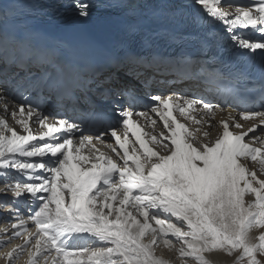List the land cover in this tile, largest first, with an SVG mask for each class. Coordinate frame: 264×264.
Returning <instances> with one entry per match:
<instances>
[{
    "label": "snow or ice",
    "instance_id": "snow-or-ice-1",
    "mask_svg": "<svg viewBox=\"0 0 264 264\" xmlns=\"http://www.w3.org/2000/svg\"><path fill=\"white\" fill-rule=\"evenodd\" d=\"M196 3L208 16L227 24L229 32L251 27L264 33V0L235 6L233 12L224 10L222 0ZM77 6L81 16L89 14L88 5ZM232 38L242 48L264 50V42H251L235 33ZM153 99L159 105L150 111L162 121L167 134L155 132V119L149 133L132 119V111H121L124 129L111 130L118 148L108 145L116 159L96 147L93 141L98 136L82 135L76 144L71 136L48 142L46 138L60 140L56 133L80 130L66 119L49 122L33 108L21 105L18 112H12L13 117H20L15 122L25 133L21 134L0 117L3 191L17 198L13 203L23 197L36 205L28 218L35 225L34 232L22 217L12 224L13 229L23 230L24 245H30L27 264H170L156 254V248L163 244L173 249V238L180 244L175 250L184 264L188 259L213 264L207 255L212 253L235 256L234 264H264V179L251 167L258 165L264 173V128L256 135L264 125V111L242 112V120L258 123L238 132L231 128L243 129L244 125L230 124L235 118L229 114L219 122L222 131L215 140H208L209 131L190 128L174 111L201 125L206 121L191 113L214 115L219 105L183 98L174 103L172 96ZM197 104L202 108L197 109ZM33 115L43 129L39 134L33 133L29 123ZM137 115L148 119L147 113ZM87 146L91 152L84 155ZM46 156L48 160L42 159ZM11 169L28 180L10 182ZM247 196L253 199L246 200ZM79 234H90L102 246L70 250L68 240ZM14 235L20 237L22 232L17 230ZM24 245L3 253L9 264L18 250L24 251ZM74 255L82 259H71Z\"/></svg>",
    "mask_w": 264,
    "mask_h": 264
},
{
    "label": "bare ground",
    "instance_id": "bare-ground-1",
    "mask_svg": "<svg viewBox=\"0 0 264 264\" xmlns=\"http://www.w3.org/2000/svg\"><path fill=\"white\" fill-rule=\"evenodd\" d=\"M3 4L4 3L2 2V0H0V18L2 17L1 9H2V5ZM227 9H229V8H227ZM17 93L18 94H22V95L25 94V92L23 91L22 87L17 89ZM19 106H20V104L17 103L8 93H6L3 90H0V117L5 118L12 127H15L17 129L18 132H20L21 134H25V133H23V130H22L21 126L15 122L17 119L20 118L19 115H17L16 117L12 116V112L13 111L18 112ZM144 113L148 114L147 121H146L145 117L139 116V115H137V113L133 114L132 119L133 120H137L140 124H142L145 127V129L147 131H149V133L153 132V126L151 125V120L155 119L157 121V123L155 125V132L158 133V132L164 131L165 134H167V131L162 127V121L159 120V117L155 113H152L150 110H144ZM40 114L42 116H46L48 118L49 122L51 121L47 115L42 114V113H40ZM193 115H195L197 119H201L202 118L204 121H206V123H203L201 125H196V124L192 123L191 120L186 119L187 125L190 128H193V129L196 128V127H200L201 128V132L209 131L210 136L208 137V140H215V138L222 131V128H221L219 122L222 119L228 118L226 113L217 112V111H215L214 115H201V114H193ZM237 116L238 115H235V118ZM37 120H38V117L36 115H33L32 119L29 121L30 126H31L34 134H39L40 131L42 130L40 128L39 124L37 123ZM253 122H255V120H252L251 123H253ZM120 123H121V126L118 127V132H121L124 129L123 122L120 121ZM231 123L234 124L233 121H231ZM209 125H211V127H209ZM245 126H246V129H247L249 124L246 123ZM231 130L234 131V132H238L239 131V129H236V128H232ZM82 135L83 136H93V137H97L98 136V137H100V139H95L93 141V143L101 151H103L105 153H108L109 155H112L113 159H116L115 155L113 153H111L110 149L108 148V145H113V146H116L118 148V145H115L114 138L111 136V132H105V133H102L100 135H96V134H82ZM82 135H75V136L72 137V139L74 141V144H76L80 140ZM129 137L133 141L135 140V137L132 136V134L130 132H129ZM201 139H204V138L201 136ZM54 142H62V140L60 139V140L54 141ZM246 142H250V141L247 140ZM33 143L43 144L44 142L43 141H33ZM257 146H259V145L257 144ZM154 147H158V146H154ZM158 150H159V148H158ZM90 152H91V146H87V147H85L82 150V154H84V155H89ZM20 159H29V158L20 157ZM31 159L37 160V159H41V158H31ZM42 159L48 160L49 157L46 156V157H43ZM251 167H253L254 169L257 170V174L260 176V178L264 179V173H261L259 171V166L258 165L253 164V165H251ZM37 174L39 175L40 173L38 172ZM43 174L45 176H48V173H43ZM8 179H9L10 182H15L16 180H22V181H27L28 180V178L26 176H24L23 173L17 172L15 169H11L10 170V175H9ZM1 181H2V179L0 178V182ZM45 195H47V194L45 193ZM252 199H253V197H251V196H247L246 197V200H252ZM160 218L163 219L164 215L162 214ZM171 221L173 223H178L174 217L171 218ZM1 223L6 224V225H4V228L5 227L6 228H10L11 233H12V237H13V239L10 240L11 242L15 240V242H17L18 245H24L25 236L24 237L15 236L14 232L17 231L18 229H13L12 228V224H18V222H14L13 223V222H11V218L9 220H7L5 217H2V219L0 220V224ZM31 225L35 226L34 224H31ZM28 229L33 231V229H31V228H28ZM90 237H91V240L95 244L93 246H96V247L101 246V242L97 241L96 238H94L92 236H90ZM91 240H87V241H85V243L87 244ZM173 242H174V248L173 249H169L168 248V251L171 253V255H172L171 257L172 258L175 257V260H176L175 264H184V262L179 258L178 252L175 250V249L180 247V244L176 243L174 238H173ZM91 244H92V242H91ZM27 249L30 250V245H24V250H27ZM19 252H22V251L18 250V253ZM156 254H157V252H156ZM207 255H208L209 259L213 261V263L215 262V264H232V263H234V260H235V256H228V255H226L224 253H212V254H207ZM24 264H27V259L24 261ZM170 264H172V263H170Z\"/></svg>",
    "mask_w": 264,
    "mask_h": 264
},
{
    "label": "rangeland",
    "instance_id": "rangeland-1",
    "mask_svg": "<svg viewBox=\"0 0 264 264\" xmlns=\"http://www.w3.org/2000/svg\"><path fill=\"white\" fill-rule=\"evenodd\" d=\"M3 187H4V180H3V182H0V188H3ZM2 190L3 189H1V191ZM3 227H4V225H1L0 224V235H1L0 236V241H1L0 242V264H9L8 260L4 257L3 253H6L8 251H11L12 248H14V247H16L18 245V243L15 242V240H14V242L13 241L11 242L10 240H12V238L9 240V238L11 236L10 235V232H9V229L7 228L6 231H4L5 229L2 230ZM89 246L91 247L92 245H89ZM28 251L29 250L27 249V250H24L21 253L19 252L18 255H17V257L12 262V264H24V261L26 259L28 261V259H29V257H28ZM156 252H157V255L158 256H161L164 259L170 261V263L175 264V261H176L175 260V257H173V258L171 257L172 255L168 251V248H166L163 244H161L160 246H158L156 248ZM42 263L44 264L43 261H41V264ZM49 264H50V261H49ZM187 264H196V262L194 260H192V259H188ZM213 264H215V262ZM232 264H234V263H232Z\"/></svg>",
    "mask_w": 264,
    "mask_h": 264
}]
</instances>
